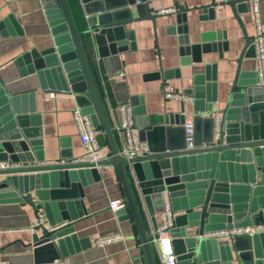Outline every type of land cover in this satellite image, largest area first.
I'll list each match as a JSON object with an SVG mask.
<instances>
[{
  "label": "crops",
  "instance_id": "obj_1",
  "mask_svg": "<svg viewBox=\"0 0 264 264\" xmlns=\"http://www.w3.org/2000/svg\"><path fill=\"white\" fill-rule=\"evenodd\" d=\"M67 1L77 28L83 31L88 30V27L92 29V19L85 12L81 1ZM210 1L147 0L153 13L166 8H173L174 11L159 14L154 23L141 20L129 24L127 28L132 30L133 39L128 42V48L114 54L108 52L106 44L97 45L93 33L84 34L85 55L111 127L110 110L120 105L132 106L137 134L147 132L161 123L163 115L180 114L181 108L184 120H193L196 114L200 115L198 129L201 132L205 129L204 118L219 117L228 107L236 60L243 48L244 39L230 8L218 4L222 0H215L217 5L213 8H204ZM112 2L118 5L115 10L122 11L124 16L143 14L141 6L130 4V0ZM259 7L264 27V0H259ZM239 16L250 38L253 24L249 9L241 11ZM0 21L5 23L3 29L8 33L7 36H0V77L9 92L24 93L13 96L14 102L24 108H32V128L41 139V161L54 162L61 153L78 160L84 151L71 115L72 109L77 106L75 93L53 92L55 95L50 97L48 87L42 88L40 85L44 70H33L32 58L26 56L30 50H35L44 53L45 57L50 54L47 50L53 45L48 19L40 0H14L6 3L0 0ZM171 26L173 29L180 27L182 33L179 35L175 31L171 32ZM185 35L189 45L196 46V49L181 56L179 47L184 44L179 39ZM18 57L21 58V63L15 62ZM159 67L160 76L157 74ZM255 69L254 57H243L240 64L242 76L239 79L254 78ZM45 80L50 83V76ZM164 86L188 95L189 99H164ZM76 93L86 97L87 89L80 84ZM3 96L5 95L0 91V109L6 104ZM98 129V140L107 147L102 130L100 127ZM179 140L183 141L182 132ZM161 141V132H154L151 136L153 146H160ZM219 155L211 156L214 163L218 160L213 169L216 174L218 168L222 167L221 163H224L225 171L231 172L234 183L231 184L229 180L226 183L230 187V196L232 194L239 206L228 223L243 219L264 221V171L257 170L253 162L235 163L233 156L219 160ZM186 162L194 164L195 158ZM246 164L249 166H245ZM229 165L233 166L232 171ZM143 167L148 175L154 171L149 163H146V168L144 165ZM96 175V180H91L82 187L83 197L77 207L70 204L61 209L49 202L46 215L39 203L37 212L42 216L41 223L45 227H49L52 220H58L61 211L75 215L73 223L61 232L62 258L49 264H144L132 220L128 216L117 220L109 209L110 200H123L116 169L111 165L96 167ZM128 178L136 194V177L131 174ZM136 197L147 232L148 221L137 194ZM150 197L154 224L159 225L162 196L161 193H154ZM184 198L189 201L192 196ZM178 201L180 206L183 199ZM82 209L85 212L78 217L77 212ZM35 220L33 209L23 201L0 202V260L8 264H35L31 246H28L33 233L37 231L29 229ZM150 222L153 225L151 219ZM117 231L124 235L123 243L114 242L100 247L93 245L95 238ZM216 243L219 248L227 246L221 240ZM247 247L246 238H234L228 246L230 259L226 263L248 264L251 258ZM249 248L254 255L253 261L264 262V236L255 237Z\"/></svg>",
  "mask_w": 264,
  "mask_h": 264
},
{
  "label": "water",
  "instance_id": "obj_2",
  "mask_svg": "<svg viewBox=\"0 0 264 264\" xmlns=\"http://www.w3.org/2000/svg\"><path fill=\"white\" fill-rule=\"evenodd\" d=\"M80 1L92 19L91 30L77 29L67 0H40L51 28L53 45L47 50L50 54L45 57L44 53L35 50H30L26 56L32 58L33 70L38 72L44 70L40 81L42 88L47 86V90L54 93H75L77 106L93 112V123L101 128L110 156L106 160L93 163L74 160L69 155L61 153L54 162L41 161L39 153L41 139L32 128L34 125L32 108H24L14 102L13 96L24 93L9 92L0 77V91L5 95L3 100L6 101L5 106L0 109V160H9L17 164L16 167L0 169V176H3L0 179V202L21 200L33 209L35 218L38 217L39 203L46 215V209L50 207L49 202L61 209L70 204L77 207L80 198L83 197L82 187L97 179L96 167L111 165L117 171L126 205L123 212L127 211L135 227L142 261L144 264H157L148 243V234L143 226L135 191L126 172V166L131 162L138 181L139 193L153 226L155 224L151 194L160 193L167 188L171 192L174 210L182 211L175 215L173 227L170 229L173 252L177 256L178 264H228L226 263L230 259L228 246L219 248L215 241H203L200 235L207 228L208 221L229 222L234 212L239 210L235 198L232 194L230 196L231 192L228 191L229 184L226 183L228 180L231 184L234 183L231 172L227 173L224 169L226 165L221 163L222 167H219L215 174L213 168L218 160L214 163L211 156L220 154L219 160L233 156L235 163L253 162L257 170L264 171V85L257 84L255 72L254 78L239 79L242 76L241 59L255 56L254 48L239 16L241 11L248 9L246 0H222L218 3L230 8L241 28L244 44L236 60L228 107L218 117L216 136L214 137L213 130L214 118H204L205 129L199 132L198 123L201 117L196 114L192 120L195 148L185 150L184 115L181 108L180 114L163 115L162 122L151 130L138 132L139 138L148 144L150 154L130 160L118 154L113 129L107 119L85 55L81 35L91 31L94 42L97 45L106 44L108 52L114 54L128 48V42L133 39L132 30L127 28L129 24L141 20H150L154 23L159 13L151 11L147 0H139L143 10V14L139 16L122 15V11L115 10L118 5L113 4V0ZM134 1L130 0L129 3L133 4ZM216 5L217 2L211 0L204 8H213ZM125 10L129 11L128 8ZM4 25L5 23L0 21V36L8 35L3 29ZM169 30L179 35L182 33L180 27L173 29L171 26ZM183 30L185 31V27ZM179 42L184 44L179 47L181 56L196 49V46L189 45L186 35L180 38ZM15 62L21 63V58L18 57ZM160 72L159 67L158 76ZM47 76L51 78L50 83L45 82ZM80 84L87 89L86 97L76 93L80 89ZM172 124H175V127H172ZM156 131L161 132L162 139L158 147L153 146L151 142V136ZM180 132L183 134V141L179 140ZM193 158L195 163L187 164L186 161ZM146 163L154 169L151 175H148L143 167L144 165L146 168ZM249 164L245 166L248 167ZM228 167L232 171L233 166ZM184 196H192V199L188 201ZM177 198L183 199L180 206ZM84 212V209L78 211L77 216L81 217ZM74 219L73 213L61 211L59 219L52 220L49 227L43 226L42 223L37 226V231L33 233L28 243L35 264H49L62 258L61 232L69 227ZM261 222L264 221L253 222L250 219H243L236 223ZM192 228H196L197 237L194 236ZM257 236L264 234L238 236L247 239L251 258L248 264H264L253 261L254 255L249 248Z\"/></svg>",
  "mask_w": 264,
  "mask_h": 264
},
{
  "label": "built area",
  "instance_id": "obj_3",
  "mask_svg": "<svg viewBox=\"0 0 264 264\" xmlns=\"http://www.w3.org/2000/svg\"><path fill=\"white\" fill-rule=\"evenodd\" d=\"M3 2H10L14 0H2ZM250 16L253 24V32L250 37L251 44L255 52V77L257 84L264 85V27H262L259 0H246ZM134 4H139V0H135ZM173 8L161 9L159 14L173 12ZM87 16V15H86ZM90 27H88V30ZM51 29V28H50ZM91 32V31H90ZM55 94L49 93L50 97ZM164 99H179L185 101L189 99V96L176 92L167 86L163 89ZM111 119L113 136L115 139L118 154L127 159H135L145 157L150 154L148 144L141 140L135 131L133 122V108L130 105H120L118 107L111 108ZM72 119L75 124L77 136L80 144L83 147V155L78 159L80 161H88L97 163L109 158L110 151L108 147L100 144L98 135L100 133L98 126L93 123V112L88 109H83L79 106H75L71 111ZM218 117H214V137L217 134ZM184 130V149L192 150L194 146V126L192 119H185L183 122ZM17 164L9 160H0V169H7L16 167ZM127 175L134 174L132 164L129 162L126 166ZM136 187V194L140 206L143 209L148 221V243L152 249L154 257H156L157 264H178L177 256L173 252L172 236L170 229L173 227L174 217L178 210H174L171 192L167 188L162 190V209L159 214L161 223L153 226L150 222L149 215L146 206L139 193L138 181H134ZM109 209L113 214V217L118 220L120 217H127V211L125 202L122 199H112L109 201ZM42 216L38 214V217L29 229L34 230L41 223ZM216 225V226H215ZM206 229L203 230L200 237L203 241H223L224 245L229 246L232 240L241 235H260L264 234V222L261 223H248L237 224L228 223L224 221H208L206 223ZM194 236L197 237L196 228H192ZM125 237L117 231L112 234L99 236L94 239L93 245L96 247L104 246L114 242H124ZM0 264H8L6 261L0 260Z\"/></svg>",
  "mask_w": 264,
  "mask_h": 264
},
{
  "label": "trees",
  "instance_id": "obj_4",
  "mask_svg": "<svg viewBox=\"0 0 264 264\" xmlns=\"http://www.w3.org/2000/svg\"><path fill=\"white\" fill-rule=\"evenodd\" d=\"M77 27V26H76ZM78 29V28H77ZM79 30V29H78ZM79 31H83V30H79ZM85 34V33H84ZM84 34H82L81 35V40H82V44H83V36H84ZM83 48H84V45H83ZM138 207H139V205H138ZM140 212V211H139ZM140 215H141V213H140Z\"/></svg>",
  "mask_w": 264,
  "mask_h": 264
}]
</instances>
